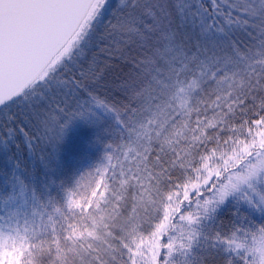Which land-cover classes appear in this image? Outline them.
<instances>
[{"label": "snow or ice", "instance_id": "1", "mask_svg": "<svg viewBox=\"0 0 264 264\" xmlns=\"http://www.w3.org/2000/svg\"><path fill=\"white\" fill-rule=\"evenodd\" d=\"M0 150V264H264V0H0Z\"/></svg>", "mask_w": 264, "mask_h": 264}, {"label": "trees", "instance_id": "2", "mask_svg": "<svg viewBox=\"0 0 264 264\" xmlns=\"http://www.w3.org/2000/svg\"><path fill=\"white\" fill-rule=\"evenodd\" d=\"M73 130L71 128L67 130L66 135L70 137L58 145L55 158L51 155V149L47 147L37 149L36 153L24 151L23 146L15 150V159L22 166L19 172H23L25 176L31 170L37 172L44 170L50 173L47 177H41L45 181L39 185L41 191L51 188L54 195L62 197L64 190L71 188L82 172L100 163L104 149L102 144L93 142L96 130L92 128L76 132ZM41 154L48 161L46 170L40 159ZM11 167L12 162L8 159V153L0 150V173L8 171ZM3 180V175H0V182Z\"/></svg>", "mask_w": 264, "mask_h": 264}, {"label": "rangeland", "instance_id": "3", "mask_svg": "<svg viewBox=\"0 0 264 264\" xmlns=\"http://www.w3.org/2000/svg\"><path fill=\"white\" fill-rule=\"evenodd\" d=\"M69 128H71V130H73V131H79L80 129L82 130V129H87V128H89L86 124H84L83 122H81V121H76V122H74L72 125H70L69 126ZM68 128V129H69ZM89 129H91V128H89ZM68 137H70V136H68V135H65V138L67 139ZM64 138V139H65Z\"/></svg>", "mask_w": 264, "mask_h": 264}]
</instances>
